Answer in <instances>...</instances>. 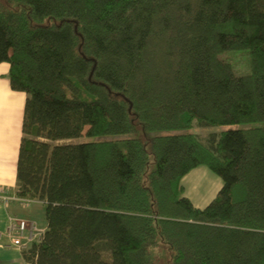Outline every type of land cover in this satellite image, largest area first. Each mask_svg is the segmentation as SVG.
<instances>
[{"label": "trees", "instance_id": "1", "mask_svg": "<svg viewBox=\"0 0 264 264\" xmlns=\"http://www.w3.org/2000/svg\"><path fill=\"white\" fill-rule=\"evenodd\" d=\"M6 3L0 63L27 95L17 194L47 220L26 262L155 264L162 247L169 264H264V0ZM194 123L235 127L203 141ZM199 166L223 182L204 208L182 183Z\"/></svg>", "mask_w": 264, "mask_h": 264}, {"label": "crops", "instance_id": "2", "mask_svg": "<svg viewBox=\"0 0 264 264\" xmlns=\"http://www.w3.org/2000/svg\"><path fill=\"white\" fill-rule=\"evenodd\" d=\"M9 63H0V187L9 195L17 194V162L25 138L23 121L26 93L15 91L8 77ZM44 206L42 202L37 201ZM36 203V202H35ZM38 210L23 208L16 202H0V264H29L23 249L12 243L7 235L8 217L15 215L35 221ZM36 222V221H35Z\"/></svg>", "mask_w": 264, "mask_h": 264}, {"label": "rangeland", "instance_id": "3", "mask_svg": "<svg viewBox=\"0 0 264 264\" xmlns=\"http://www.w3.org/2000/svg\"><path fill=\"white\" fill-rule=\"evenodd\" d=\"M0 1L7 4L6 0ZM222 58L231 63L233 71L237 76L246 75L251 72V59L248 50H229L222 55ZM234 127L235 126L233 125L201 127L194 123L191 132L197 133L203 141H206L211 133L222 132ZM81 140H83V138L66 142L77 143ZM150 163L151 166H154L155 164L152 155ZM182 183L186 188L185 195L200 208H204L214 199L223 184L222 179L210 171L206 166H199L193 169L183 178ZM30 207L38 210V213L35 215V221L37 224L40 227H46L47 220L44 206H41L40 203L36 202ZM169 262V252L162 247L158 248L155 251V264H169Z\"/></svg>", "mask_w": 264, "mask_h": 264}, {"label": "built area", "instance_id": "4", "mask_svg": "<svg viewBox=\"0 0 264 264\" xmlns=\"http://www.w3.org/2000/svg\"><path fill=\"white\" fill-rule=\"evenodd\" d=\"M0 202H4L6 205L10 202H16L23 208H29L37 200L21 197L18 194L9 195L0 187ZM45 231L46 227H40L35 221L15 215L8 217L6 233L12 240V243L20 249H26L31 243L39 242L44 236Z\"/></svg>", "mask_w": 264, "mask_h": 264}]
</instances>
